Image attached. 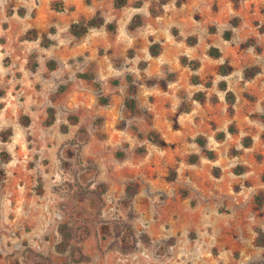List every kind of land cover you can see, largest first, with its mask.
Instances as JSON below:
<instances>
[{"label": "rangeland", "instance_id": "374dc122", "mask_svg": "<svg viewBox=\"0 0 264 264\" xmlns=\"http://www.w3.org/2000/svg\"><path fill=\"white\" fill-rule=\"evenodd\" d=\"M177 1L0 0V264H264V0Z\"/></svg>", "mask_w": 264, "mask_h": 264}, {"label": "trees", "instance_id": "16d2710c", "mask_svg": "<svg viewBox=\"0 0 264 264\" xmlns=\"http://www.w3.org/2000/svg\"><path fill=\"white\" fill-rule=\"evenodd\" d=\"M176 3H178L177 0H176ZM125 4H126V0H114L113 6H114L115 9H120ZM17 13L20 16L22 15L21 11H18ZM140 23H141L140 17L138 15H134L132 17L130 23H129V26L130 27L139 26ZM101 27H104L107 32L112 33V34L115 33V31H116L114 23L105 24L104 20L98 15V13H96L92 18H90L88 20L81 19V20H79V21H77L75 23H71L69 25L68 31H69L70 35H72L73 37L81 38L84 35H86V33L90 29H98V28H101ZM29 34H33V33L27 32L23 36V40L30 39L29 36H28ZM229 35H230V32H225L223 34V39L224 40H228ZM192 41H194V39H188L187 43L189 44ZM2 43H3V39L0 38V44H2ZM42 46H45V45L42 44ZM153 47L155 48V50H153V49L150 50V53L152 55H156L157 54L156 46H153ZM208 55L210 57H212V58H217L219 56V51L216 48L210 47L209 50H208ZM31 57H34V56H31ZM180 63L182 65L188 66L191 69H195L198 66V63L196 61H188L186 57H182L180 59ZM29 65H30V67L32 69L36 68V66H37L36 62H32ZM259 72H260L259 68L252 67V68L244 70L243 76H244V78L248 79V78L254 77ZM221 73H222V76H225V74H226V69L223 66H221ZM81 77L85 78V79H91L92 78V76H87V75H82ZM218 87H219L220 90L226 91V83H225V81L219 82ZM225 98L227 100H231L232 99V94L229 91H227ZM128 106L130 108H133L134 107L133 102H130L128 104ZM53 119H54L53 110L51 108H49L47 110V118H46L44 124L46 126H50L53 123ZM261 120L264 123V115L261 116ZM29 122H30V120L26 116H22L19 119V123L22 126H27L29 124ZM234 132H235V130H234L233 126H229L228 129H227V133L232 134ZM10 134H11V130H7L6 132H4L3 134L0 135V139L2 141H5V139L8 136H10ZM225 135H226L225 133L221 132V133L217 134L216 137H217V139L221 140V139H224ZM196 143L198 145H200V146H203L204 145V140L201 139V138H198V139H196ZM249 143H250V140L246 139V140H243L242 145L246 148ZM206 156L209 159L213 158V155H212L211 152H207ZM196 161H197V156H195V155H192L189 158V162L191 164H194ZM101 188H103V186ZM58 230H59V233L61 235V241L56 245V251L62 253V252H64L66 250L67 244L71 240L72 236H71V232H70L69 228L66 225H60ZM256 242H257V244L259 246L264 247V231L259 230L257 232V240H256ZM70 255H71L72 262H74V263L87 260V258L83 257L82 254L79 253V251H77V249L71 250Z\"/></svg>", "mask_w": 264, "mask_h": 264}, {"label": "clouds", "instance_id": "9594fccd", "mask_svg": "<svg viewBox=\"0 0 264 264\" xmlns=\"http://www.w3.org/2000/svg\"><path fill=\"white\" fill-rule=\"evenodd\" d=\"M57 179H59V177Z\"/></svg>", "mask_w": 264, "mask_h": 264}]
</instances>
